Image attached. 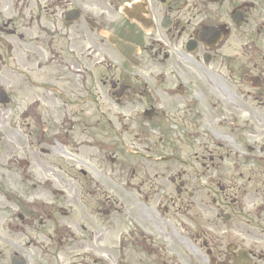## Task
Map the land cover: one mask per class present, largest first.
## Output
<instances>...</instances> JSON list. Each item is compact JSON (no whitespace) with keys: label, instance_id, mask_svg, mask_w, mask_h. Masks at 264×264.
Instances as JSON below:
<instances>
[{"label":"flooded vegetation","instance_id":"af4514ba","mask_svg":"<svg viewBox=\"0 0 264 264\" xmlns=\"http://www.w3.org/2000/svg\"><path fill=\"white\" fill-rule=\"evenodd\" d=\"M0 196L10 264H264V0H0Z\"/></svg>","mask_w":264,"mask_h":264},{"label":"rangeland","instance_id":"374dc122","mask_svg":"<svg viewBox=\"0 0 264 264\" xmlns=\"http://www.w3.org/2000/svg\"><path fill=\"white\" fill-rule=\"evenodd\" d=\"M10 149L12 150V151H15V149L16 148H14V147H11L10 146ZM38 155L39 156H42V157H44V160H43V162H46V160H45V156H43V155H41L40 153H38ZM31 156V159L32 160H34V156L33 155H30ZM39 171H41L40 172V177H41V180L42 179H45V178H49V177H51V175L49 174H47L46 172H42V170H40L39 169ZM34 177V176H33ZM35 178V177H34ZM11 181H12V183H13V179H11ZM6 183V181L4 180V183L3 184H5ZM2 184V185H3ZM15 184H9V185H7L6 184V186H8V188H11V187H13ZM16 186V185H15ZM6 189V188H5ZM66 190V189H65ZM31 193H33V194H35L36 192H34V191H32ZM45 198L46 199H50V198H54V199H58V201L60 202V201H63V199H64V197H67V198H69L70 196H69V191L68 190H66V192L64 193V195L62 196V195H58L56 192H53V191H49V192H46L45 193ZM32 198H35V197H32ZM7 204V201H5V200H3V198L0 196V209L3 207V206H5ZM146 204H148V203H146ZM149 205V204H148ZM146 209V208H145ZM58 220H59V223L61 222V221H63V220H65L63 217H61V218H57ZM1 224H3V223H0V225ZM49 225V227H48V229L49 230H51L54 226H55V223H54V221H51L50 223L48 222L47 223V226ZM181 228H179V230H180ZM0 230H1V232L3 233V230H2V228H1V226H0ZM34 239H35V242H36V251L37 252H39V250L41 249V243H42V241H45L44 240V238L42 237V235H40L39 236V230H38V223H35L34 224ZM73 242H75V240H73ZM72 242H69V244H71ZM69 244L66 246V247H62V249L61 250H59V249H56V250H52V252H53V257H54V255L56 254V255H59V256H61L62 258H64L65 260H67V261H71V259L69 258V254L70 253H78V250H75V251H70V250H68V246H69ZM53 246H55V247H57V244L55 243ZM180 246H182L185 250H187L186 249V247H184L183 246V244L182 243H180ZM38 256H40V254L39 253H37V257H35V256H31V258L29 257V262L31 263V264H36V263H34V261H37L38 260ZM62 258H58L57 260L58 261H61L62 260ZM77 260H82V258H78ZM84 260V259H83ZM54 262H58V261H56V260H53ZM0 264H10V258H8V257H5V258H2V257H0Z\"/></svg>","mask_w":264,"mask_h":264},{"label":"water","instance_id":"95a60500","mask_svg":"<svg viewBox=\"0 0 264 264\" xmlns=\"http://www.w3.org/2000/svg\"><path fill=\"white\" fill-rule=\"evenodd\" d=\"M22 260V259H21ZM16 262H18L19 260L18 259H15Z\"/></svg>","mask_w":264,"mask_h":264}]
</instances>
